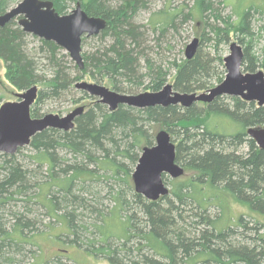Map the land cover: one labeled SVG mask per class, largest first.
Here are the masks:
<instances>
[{
	"label": "trees",
	"instance_id": "trees-1",
	"mask_svg": "<svg viewBox=\"0 0 264 264\" xmlns=\"http://www.w3.org/2000/svg\"><path fill=\"white\" fill-rule=\"evenodd\" d=\"M17 1L0 0V14ZM53 1L56 11L67 13L70 7L68 0ZM79 1L90 16L107 20L106 29L97 37L110 36L112 42L92 53L83 54L85 67L80 70L75 65L74 76L68 73L62 57H59L62 49L56 43L42 39L41 50L47 55L46 60L53 70L52 77L46 79L39 74V62L29 52L25 41L27 33L16 19L0 27V58L6 64L5 76L10 84L18 91L35 85L48 87V90L39 88L31 108L34 118L40 117L39 105L44 99L58 97L62 92L76 88V83L84 77L104 82L109 88L125 94H136L142 88L145 91H160L169 79L168 70L162 69L149 56L145 26L133 22L137 11L146 8L144 0H123L117 6H112L109 3L111 0ZM218 2L223 0L195 1L206 28L210 25L209 17L215 15L218 22L211 25L210 31L216 37L222 40L228 38L231 32L241 33L240 39L246 44L243 47L245 71L254 72L258 63L264 70V56L260 60L255 54L250 55L252 39L256 36L251 27V11L255 7L240 12L238 22H232L230 17L215 14ZM255 10L261 12L258 8ZM158 13L159 18L151 23L165 34L166 28L181 12L165 8ZM207 33L204 30L201 44L210 39L205 37ZM175 66L173 86L180 92L209 89L219 74L218 68L225 67L220 54L207 55L201 49L193 59L175 63ZM222 80L223 77L219 78V82ZM81 92L87 95V92ZM87 98L91 99L92 105L83 104L84 112L76 118L73 129L48 128L32 138L28 146L35 151L33 158L38 163V171L17 159L22 148L15 154L1 153L0 264L20 262L23 244H28L32 238L26 234L36 225L32 218L27 217L25 212L28 209L23 213L14 206L7 209L9 202L42 204L54 215L61 207L65 208L63 215L68 220V235L72 236L71 242L76 243L79 233L88 230L84 222H75L76 208L94 210L89 207L85 196L73 192L75 181H83L94 169L130 177L129 163L137 164L143 148L154 145L157 129H166L172 136H180L176 145V161L184 167V174L174 178L168 194L158 200H149L135 191L133 201L136 212L127 215L117 235L122 240L121 245L112 243L108 234L110 231H102L98 246L91 242L89 245L92 247L88 250L115 264H264V235L258 233L263 226L255 223L250 227L246 218L241 216L235 226L218 228L226 208L214 204L215 196L210 193L214 187L231 188L236 196L253 199V205L254 201L263 198L264 150L249 137L247 129L264 127V106L257 107L254 103L247 104L240 98H232L228 107L221 104L222 98H217L204 107L194 104L187 108L169 105L139 109L120 105L110 111L98 98L90 95ZM214 116L232 118L240 125V130L235 133L219 130L214 125ZM242 147L248 150L243 152ZM90 164L97 165V168H89ZM45 169L50 181L40 182L44 179ZM193 171L196 175L189 174L181 179ZM34 187L38 192L30 194ZM52 188L58 191L54 193ZM79 190L87 193L84 185L80 184ZM121 200L122 204L131 206L118 195L117 201ZM213 206L220 210L217 218L211 214ZM6 212L10 213L8 215L13 223H6ZM80 215L84 216V213ZM248 230H254L256 236L247 237V243L234 239L239 235L244 237ZM133 237L138 239V243L128 246ZM61 257L57 256L47 264H63Z\"/></svg>",
	"mask_w": 264,
	"mask_h": 264
},
{
	"label": "rangeland",
	"instance_id": "rangeland-1",
	"mask_svg": "<svg viewBox=\"0 0 264 264\" xmlns=\"http://www.w3.org/2000/svg\"><path fill=\"white\" fill-rule=\"evenodd\" d=\"M20 1L22 0H18L10 8L16 6ZM122 1L123 0H111L109 3L112 6H117ZM144 1L146 2V8H140L137 11V13L134 15L133 22L137 25L145 26L144 32L146 38V46L150 48L148 51L149 56L154 59V62L158 66H160L162 69H167L169 72V79L166 84H173L174 74L176 72L175 63H181L187 60L185 56L186 46L194 38H198L201 42L204 35V30L208 32V35H206L205 37L210 38L202 44L199 42L200 44L198 50L201 49L202 53L204 54H220L224 58L230 53L231 43L237 42L243 47H245L246 45L245 42L241 41L240 39L242 38L241 33L236 34L235 32H231L228 38H222V40L220 39V37H216L210 31L211 25L218 22L215 18V15L209 17L210 25L208 26V28H206V26L204 25V21L201 18V14L197 6H195L196 0ZM67 2L70 4V7L68 8L69 12L75 7L76 1L68 0ZM215 7L217 8L215 14L217 12L222 17H230L232 22H238V14L248 9L249 7L258 8V10L261 11L257 13L255 8L251 11V27L256 36L254 37V39H252L253 44L250 48V55L255 54L260 58V60H262L264 56V0H223V2L216 3ZM165 8L171 9L173 12L177 10L181 13L179 16L175 17V21L172 23V25H170L169 28H166V33L162 34L160 29L156 30L151 22L158 19V12ZM256 38L258 39L256 40ZM25 39L29 52L33 53L37 61L39 62V74L44 76L46 79L51 78L53 75V70L51 69L49 61L46 60L47 55L43 52V50H41L42 38L27 33ZM111 42L112 39L110 36H106L105 38L97 36L85 38L82 43V53H92L98 49H101L102 46H108ZM59 53V57H62L64 65L66 66V68H68V73L70 72L72 73V76H74L76 74L74 67L75 65L77 66V64L71 59L69 53L66 50L62 49ZM259 69H262L260 63H258V66L255 68L254 72ZM242 70L245 72L244 67L242 68ZM224 71H226L224 66L218 68L219 74L216 79L213 80V85L209 87V89L215 87L220 83L219 78H225L226 72L224 73ZM5 73L6 64L0 58L1 105L8 101H17L19 99L18 93L22 92L18 91L10 84L7 77L5 76ZM83 80L97 82L88 80L85 77L82 79V81ZM97 83H101L102 85L107 86L104 82ZM39 88L42 90H48L47 86H40ZM202 91L206 90H200L198 92ZM141 92L147 91L142 88L138 93ZM87 96H89L88 93L87 95H85L81 92V90L72 87L65 93L62 92V94L58 97L46 98L39 105L40 117L48 113L64 116L74 108L83 104L92 105V103H90L91 99L89 100ZM227 98L229 97L221 99V104L226 103L231 106L232 101ZM204 106V104H199V107ZM213 120L214 125H216L219 130H223V132L235 133L240 130V125H238V123L230 117L227 118V116H214ZM158 131L159 129L155 131L154 136H156V133ZM179 138V135L172 136V139L174 140L176 145ZM155 142L156 140L154 137V144ZM247 150V147H242L241 149V151L243 152H246ZM34 153L35 151L30 149L27 145L22 148V151L20 152V154H18L17 159L24 164H28L30 166V169L34 168L38 171V163L36 162L35 158H33ZM141 153L142 152H140V154ZM1 158L2 156L0 153V161L2 160ZM68 158H71V156L68 155ZM136 165L137 164L129 163L128 172L130 173V177L126 176L123 173L111 175L110 172L94 169V172H91L89 176L87 175L83 179V181H75L73 192L75 194H81L85 196L89 207L91 206L94 210V212H90L89 210H85L83 208H76L75 222H77V224L85 223V225H87L88 227V230L79 233V238L76 243H72V236L68 235V220L63 215L66 211L65 208L61 207L56 213L59 215H54L50 213L47 210V207L42 204L31 202L25 203L22 201L12 203L9 202V207H7V209H10V207L14 206V208L16 207V210H21L22 213L23 210L26 211V209H28L29 211L25 212L27 214V217L32 218L36 224L35 228L33 230H28V233L26 234L27 236L31 235L33 239L31 238V241H29L28 244H23L24 250L19 256V261L21 263L19 262L18 264H47L48 262L54 260L57 256H63L61 257L63 264H115L112 263L109 259L99 257L96 253L88 250V248L92 247L89 245V243L94 242V246H98V238L102 231H110L108 234L112 237V243L121 245L122 240L120 241L117 235H119L121 228L124 226L122 223L125 222L128 214L136 212L134 209L136 204L133 201V194L136 190L134 187L133 178H131ZM88 167L97 168V165L95 167V165L90 164ZM43 173L44 179H42V181L40 182H45V180L50 181L46 169L45 171H43ZM189 174L191 176L196 175L194 171L188 172L181 179H185L187 176H189ZM37 176L38 178L40 177L39 175ZM36 179L34 178V180ZM164 180L168 188H171V182L174 179L169 175H164ZM80 184L87 187V193L85 191L79 190ZM52 191L55 193L58 191V189L52 188ZM34 192H38L35 187L32 189V192H30V194H33ZM211 192L215 196L214 201H216V203H213L216 205H223L226 208L224 214L219 220L218 228L226 229L229 226H235L239 222V218L241 216H244L249 222L248 225L250 227L255 226V223H260L263 226V229L259 230L258 233L260 236L264 235V193L262 196L263 198L254 201L253 205V199L244 198L242 196L238 197L231 188L214 187L210 190V193ZM58 195L61 196V194ZM118 195H120L122 199H125L127 202H129L131 206L128 207V205L126 206L125 203L122 204V200L119 201V203L117 201ZM37 200H40L39 197ZM210 211L213 217L216 218L220 214V210L217 206L211 207ZM82 212L84 213V216L80 215ZM8 214L10 213L6 212L4 218L7 224H11L13 223V221L11 220L12 218H10L11 216H9ZM115 214L117 215L115 216ZM253 232L255 231L248 230L245 235L246 237L239 235L237 237H234V239L242 243H247V237L252 238L256 236ZM137 241L138 239L136 237H133L128 246L135 245Z\"/></svg>",
	"mask_w": 264,
	"mask_h": 264
},
{
	"label": "water",
	"instance_id": "water-1",
	"mask_svg": "<svg viewBox=\"0 0 264 264\" xmlns=\"http://www.w3.org/2000/svg\"><path fill=\"white\" fill-rule=\"evenodd\" d=\"M21 15L23 18L18 23L24 32L56 43L69 53L80 70L85 67L82 38L98 36L107 27L105 18L90 16L80 2L76 3L70 13L60 15L52 0L20 1L0 14V27ZM199 42L198 38H194L186 46L187 60L196 56ZM243 60V46L237 42L231 43L230 53L224 57L227 71L224 80L205 92H180L174 89L173 84H166L157 92L125 94L88 81L77 82L76 88L97 97L110 111L116 110L120 105L139 109L169 105L187 108L199 102L212 103L220 96L239 97L264 106V70L244 72ZM38 91V86H32L19 93L17 101H8L0 106V153L15 154L20 148L29 145L37 133L48 128L70 131L75 126L76 118L84 112L85 107L79 106L64 116L48 113L34 118L31 108L38 97ZM247 134L264 150V127H249ZM155 140L153 146L143 148L132 174L136 192L152 201L169 192L164 175L178 178L185 172L184 167L176 161V144L170 132L166 129L159 130Z\"/></svg>",
	"mask_w": 264,
	"mask_h": 264
},
{
	"label": "flooded vegetation",
	"instance_id": "flooded-vegetation-1",
	"mask_svg": "<svg viewBox=\"0 0 264 264\" xmlns=\"http://www.w3.org/2000/svg\"><path fill=\"white\" fill-rule=\"evenodd\" d=\"M53 1V0H52ZM76 1V3L77 2H80L79 0H75ZM53 3H54V1H53ZM76 3H75V6H76ZM81 3V2H80ZM75 8V7H74ZM73 8V9H74ZM73 9H71L69 12L67 11V13H63V14H60L58 11H56V12H58L60 15H64V14H68V13H70ZM56 10V9H55ZM21 18H23V16L21 15V16H18L17 18H15L16 20H17V22H19V20L21 19ZM19 24V23H18ZM20 26V25H19ZM21 27V26H20ZM100 35V34H99ZM98 35V36H99ZM84 38H88L87 36H84L83 38H82V43H83V39ZM82 56H83V53H82ZM83 60H84V57H83ZM84 63H85V61H84ZM242 67H243V64H242ZM88 82H91V81H88ZM95 83H97V82H95ZM98 84H101V83H98ZM107 87V86H106ZM109 88V87H108ZM111 89V88H110ZM113 90V89H112ZM225 97H229V98H227V99H230V100H232V98H239V97H232V96H220V97H218V98H225ZM217 99V98H216ZM215 99V100H216ZM241 99V98H240ZM99 100V99H98ZM242 101H244V102H246L247 104H250V103H254L257 107H258V103L257 102H255V101H245V100H243V99H241ZM198 104H204V105H209V104H211V103H198ZM225 105H228V107H230V105L229 104H226V103H224Z\"/></svg>",
	"mask_w": 264,
	"mask_h": 264
}]
</instances>
